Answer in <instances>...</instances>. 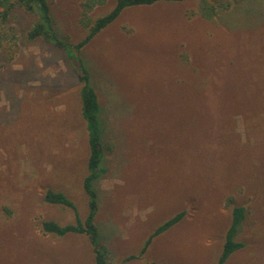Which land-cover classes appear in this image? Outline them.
Returning a JSON list of instances; mask_svg holds the SVG:
<instances>
[{
	"label": "rangeland",
	"instance_id": "1",
	"mask_svg": "<svg viewBox=\"0 0 264 264\" xmlns=\"http://www.w3.org/2000/svg\"><path fill=\"white\" fill-rule=\"evenodd\" d=\"M83 1L49 0L62 40L87 33ZM198 2L127 7L78 52L98 95L102 140L112 146L93 183L111 264H216L239 205L236 239L245 245L224 264H264V111L233 109L226 126L196 103L199 87L217 89L208 82L230 77L229 68H255L247 77L264 86V0L231 1L212 20L199 15ZM35 20L17 10L16 45L0 50V264H95L86 235L42 231L43 221L86 217L89 145L74 63L27 39ZM47 189L63 192L76 211L45 201ZM181 210L185 217L142 256L123 261Z\"/></svg>",
	"mask_w": 264,
	"mask_h": 264
},
{
	"label": "trees",
	"instance_id": "2",
	"mask_svg": "<svg viewBox=\"0 0 264 264\" xmlns=\"http://www.w3.org/2000/svg\"><path fill=\"white\" fill-rule=\"evenodd\" d=\"M107 0H84L81 3L83 8L81 15V24L86 27L87 33L77 42L62 40L59 38L53 24L51 15V7L49 0H0V50L5 52L7 45H16L18 35L12 20L17 10H22L32 14L36 20L29 26L26 31V37L29 40L41 39L57 48L62 49L67 58L74 63V70L80 83L79 95L81 101L80 113L84 120L89 154L87 159V174L83 179V190L87 197L88 211L84 219L76 217L73 224L61 225L55 221L47 220L42 222V231L44 233H54L57 235H65L67 233H76L86 235L94 254L95 264H111L109 260V252L106 247L99 242V229L96 224V216L99 209L98 194L94 188V180L103 172L102 161L105 151H110L111 144H104L102 140L101 124L99 119L100 103L96 90L91 86L89 74L83 66L78 56L79 50L84 47L98 32L111 24L120 13L127 7H143L152 6L158 3L183 2L185 0H115L113 7L101 16L94 19L91 18V12L96 6L103 5ZM239 2L240 0H231ZM230 0H199L198 13L207 20H212L218 7H229ZM11 58V57H9ZM253 68V66H251ZM237 69L244 73V77L235 78L232 70ZM230 77L223 80L210 81L208 84L212 88L216 84L217 89L205 90L206 84L199 87L200 93L197 96V104L200 108L209 106L216 111V116L221 118L226 126H229V115L234 111H244L256 114L259 110L264 111V88L260 81H251L248 72L255 70L238 69L236 67L229 68ZM250 89H256L252 91ZM217 91L216 94L213 91ZM215 94V95H214ZM224 115V117H223ZM246 116V115H245ZM217 118V119H219ZM248 118V115L246 116ZM211 119L208 121L210 123ZM212 122V121H211ZM205 161V160H204ZM45 201L52 204H60L70 207L76 211V205L63 192L52 191L47 189L44 192ZM186 215V211L181 210L171 218L165 220L145 240L143 247L137 255H129L123 261H129L139 258L146 251L152 240L171 228L173 225L181 221ZM245 217V207L242 205L235 206L232 211V219L230 226L225 233V240L221 253L218 256L216 264H224L227 259L236 251L244 247V242L238 241L236 236ZM155 264V263H152Z\"/></svg>",
	"mask_w": 264,
	"mask_h": 264
},
{
	"label": "crops",
	"instance_id": "3",
	"mask_svg": "<svg viewBox=\"0 0 264 264\" xmlns=\"http://www.w3.org/2000/svg\"><path fill=\"white\" fill-rule=\"evenodd\" d=\"M159 236V235H158ZM157 237V236H156Z\"/></svg>",
	"mask_w": 264,
	"mask_h": 264
}]
</instances>
